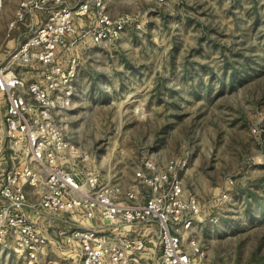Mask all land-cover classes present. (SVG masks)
Returning a JSON list of instances; mask_svg holds the SVG:
<instances>
[{"label": "rangeland", "instance_id": "rangeland-1", "mask_svg": "<svg viewBox=\"0 0 264 264\" xmlns=\"http://www.w3.org/2000/svg\"><path fill=\"white\" fill-rule=\"evenodd\" d=\"M25 1L0 4L2 56L8 25ZM85 1L96 2L66 3ZM102 3L128 21L118 40L86 38L74 49L80 64L72 104L58 116L67 138L124 188L144 190L135 178L144 158L160 166L185 160L184 190L203 209L183 235L202 246L198 264H264V0ZM36 5L28 22L46 17L45 5ZM93 20L94 11L75 25ZM4 113L0 95V174L19 163L10 157ZM0 264L76 262L50 247L33 262L0 244ZM136 264H159L158 251L147 249Z\"/></svg>", "mask_w": 264, "mask_h": 264}, {"label": "built area", "instance_id": "built-area-1", "mask_svg": "<svg viewBox=\"0 0 264 264\" xmlns=\"http://www.w3.org/2000/svg\"><path fill=\"white\" fill-rule=\"evenodd\" d=\"M38 3L46 17L28 22ZM92 10L93 24L78 29L75 18ZM127 21L109 15L102 0H26L8 25L14 44L0 54V95L10 157L19 163L0 174V244L29 261L49 247L76 264H136L147 249L158 251L159 264H198L204 253L195 238L183 237L203 211L184 190L185 160L160 166L144 158L135 173L144 190L124 188L88 162L58 117L72 104L76 46L86 38L116 41Z\"/></svg>", "mask_w": 264, "mask_h": 264}, {"label": "crops", "instance_id": "crops-1", "mask_svg": "<svg viewBox=\"0 0 264 264\" xmlns=\"http://www.w3.org/2000/svg\"><path fill=\"white\" fill-rule=\"evenodd\" d=\"M10 42H11V41H10ZM10 42H9V43H10Z\"/></svg>", "mask_w": 264, "mask_h": 264}]
</instances>
